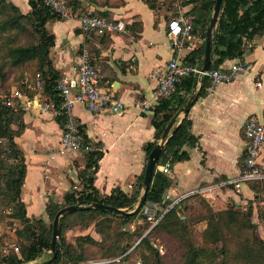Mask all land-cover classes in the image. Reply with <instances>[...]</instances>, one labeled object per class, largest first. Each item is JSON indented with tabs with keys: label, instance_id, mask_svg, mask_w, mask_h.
<instances>
[{
	"label": "crops",
	"instance_id": "obj_1",
	"mask_svg": "<svg viewBox=\"0 0 264 264\" xmlns=\"http://www.w3.org/2000/svg\"><path fill=\"white\" fill-rule=\"evenodd\" d=\"M79 1V8L71 10L69 20L51 21L46 26L55 37L51 59L59 78H73L82 53L88 50L101 71L102 88L109 89L123 105L119 114H93L83 105H77L74 113L91 150L103 155L94 184L98 194L109 198L118 190L132 196L146 169V146L156 139V73L172 57L168 38L171 20L167 17L171 11L150 5V0ZM10 2L23 14L31 11L29 0ZM190 8L180 7L183 12ZM84 11L97 15L107 12L111 20L131 26L132 30L128 34L85 35L79 27V14ZM201 44L199 38L196 48ZM236 62L246 63L249 71L211 93L206 88L205 95L198 98L188 114L191 134L197 139L194 146L184 148L188 159L164 164L170 166V173L165 175L172 180L165 194L168 206L241 173L246 159L244 124L250 116L264 112V36L256 38L243 58L227 60L221 68H230ZM257 83L262 86L257 87ZM44 98L36 93L18 106L24 111V129L16 143L24 154L27 169L21 198L31 218L42 216L50 201L62 204L67 195L81 191L77 184L86 166V153H61L62 127L53 113L42 110ZM148 104L152 105L150 110L145 109ZM179 122L178 119L171 132ZM259 162L264 169V149ZM222 197L226 203L230 198ZM234 202L237 207L247 206L243 210L253 209V221L264 238V181L245 185Z\"/></svg>",
	"mask_w": 264,
	"mask_h": 264
},
{
	"label": "trees",
	"instance_id": "obj_2",
	"mask_svg": "<svg viewBox=\"0 0 264 264\" xmlns=\"http://www.w3.org/2000/svg\"><path fill=\"white\" fill-rule=\"evenodd\" d=\"M216 1L185 0L182 5L183 7L192 6L190 12L195 26L194 35L202 40L201 46L192 50L184 58L185 64L202 66L204 62L206 33ZM66 2L72 10L79 8V0H66ZM29 5L31 11L28 14H23L12 2L0 0V13H2V17H0V43L3 41L2 44H4L7 40V52L2 59L5 61L2 69L7 66L20 68L33 64L35 71L41 76L44 87L41 91L35 90L32 93L26 91L24 94L32 98L36 93H41L43 97L49 98L56 107H59L61 97L56 87L60 78L51 59L55 37L46 26L51 21H63V19L46 6L45 0H29ZM99 14H101L99 16L111 19L107 12H100ZM127 28L132 30L131 26H127ZM31 30L36 34L37 40L30 45L18 46L16 38L19 35L16 32L28 33ZM263 36L264 0H225L213 34L210 70L221 69V65L227 60L243 58L248 47L256 38ZM3 51L0 49V54ZM195 86V78L184 80L175 94L161 101L156 107L153 117L156 139L146 146L147 157L156 147L166 128L177 118L180 110L187 105L189 98L195 92ZM206 88L207 83L204 82L199 98L205 95ZM4 95L0 92V155H3L8 163L4 160L0 161V198L13 206L11 218L20 221L22 224V229L17 230L16 235L23 243L20 247V256L12 254L9 257H4L0 260V264H31L42 257L44 249L50 251L53 225L47 230L42 219L36 220L29 217L27 207L22 201V187L27 169L24 154L18 147L16 138L24 129V111L18 107H9L7 105L9 98L4 99ZM57 122L62 126V119H57ZM191 128L192 122L187 115L179 126L174 128L175 132L162 152L158 165H164L168 162L173 164L188 159V152L184 151V148L194 146L197 143V139L191 134ZM80 134L85 143L90 145L81 127ZM85 153L86 166L81 175V191L67 195L65 203L60 204L53 200L48 203L46 210L52 221L61 209L73 205L89 206L91 203H100L119 209H127L133 208L139 202L145 172L138 180V191L134 195L129 196L117 190L112 197L104 198L98 194L94 187L99 162L103 155L96 150ZM171 186L172 180L167 175L159 171L155 172L146 204L153 202L162 208H166L168 203L165 202V194ZM235 207L236 210L227 212L213 213L210 210L209 225L205 232L206 246L196 247L186 238L187 253L183 264H264V238L259 233L258 225L253 221V209L243 210L241 207ZM176 209L177 207L169 211L163 218L164 220L156 227L159 232L173 233L175 230L185 228L184 222L176 216ZM70 216H76L80 220V227H87L90 224L88 218L91 216L119 218L124 223L132 222L138 216L145 219L140 215L124 216L93 209L68 214L60 222V242L57 244L56 257L54 259V255H52L43 264H82L86 261L84 253L71 255L64 247L65 241L62 234L65 220ZM170 226L172 229H169ZM224 229L240 238L237 249H232L228 245H224L220 249L209 247V245L217 246L223 242L226 238ZM172 235L175 238L178 236L177 234ZM244 236L247 238H243ZM81 240L89 244L99 243L92 237H81ZM141 243L155 255L156 250L149 240L143 239ZM158 260L159 257L156 256V261Z\"/></svg>",
	"mask_w": 264,
	"mask_h": 264
},
{
	"label": "built area",
	"instance_id": "obj_3",
	"mask_svg": "<svg viewBox=\"0 0 264 264\" xmlns=\"http://www.w3.org/2000/svg\"><path fill=\"white\" fill-rule=\"evenodd\" d=\"M45 4L54 13L60 15L62 19L71 17V10L66 0H45ZM79 27L85 35L98 34L105 36L129 33L126 24L93 13L80 17ZM194 29L192 16L182 14L170 21L168 38L172 49V57L164 69L156 73L158 80V86L154 93L156 103L170 98L186 79H196L199 75H202L204 82L207 83V90L211 93L220 85L234 83L241 75L249 71V66L243 62H236L230 68L209 69L205 73L202 72V67L199 65L185 64L183 60L186 55L184 53L194 50L199 41V38L194 35ZM101 82V71L95 64L90 52L85 50L80 57L76 76L73 78L62 76L57 82L56 90L61 97L59 107H56L49 98H44L45 104L42 110L53 113L56 119L60 118L63 121L61 126L63 131L60 143L61 153L91 151L90 145L85 143L80 134V124L74 113L77 105H83L93 114H100L104 111L115 114L123 112V105L113 98L109 89L102 88ZM256 85L260 88L262 83ZM43 87L42 81L37 79L35 89L41 91ZM12 99L18 107L24 99H28V96L20 91H15L12 94ZM14 103L10 101L7 105L15 107ZM151 106V104L145 105V109L150 110ZM244 136L246 139V159L241 173L235 178L199 189L188 195V197L196 194L200 195L207 200L214 212H227L234 210L236 206L235 197L240 195L245 185L264 181V169L259 162L264 149V112L261 115H252L246 120ZM157 171L169 174L170 166L158 165ZM225 195L232 197L233 200L228 198L226 203L222 197ZM188 197L185 196L181 199ZM169 211L170 209L162 210L159 204L153 202L147 203L143 207L144 218L149 222L156 221Z\"/></svg>",
	"mask_w": 264,
	"mask_h": 264
},
{
	"label": "rangeland",
	"instance_id": "obj_4",
	"mask_svg": "<svg viewBox=\"0 0 264 264\" xmlns=\"http://www.w3.org/2000/svg\"><path fill=\"white\" fill-rule=\"evenodd\" d=\"M7 1L10 2V0ZM184 1L185 0H150L149 4L158 8L164 7L166 11L170 10L171 12L167 17L169 20H172L180 17L182 14L192 16L190 10L183 12V10L180 9ZM69 9L72 10L71 7H69ZM86 14H88V12H81L79 18ZM0 17H2V13H0ZM70 18L71 17L65 18L63 21L69 20ZM16 33L19 35L16 38V44L18 46L30 45L37 40L33 30L28 33ZM2 42L0 43V49L4 51L0 54V92L2 95L7 94L4 95V99L9 98L7 103L10 101L14 103L12 94L15 91H20L23 94L26 91L28 93H32L35 90L37 92L40 91L35 89V85L37 79L41 80V76L37 74L33 64L20 68L7 66L2 69L5 63L2 59L7 52V40L4 44H2ZM14 105L16 107V103H14ZM1 160L7 162V159H5L3 155H0V161ZM79 182L80 183L77 185L81 188V179ZM190 198L191 200H189ZM190 198L181 199L173 205H167L166 208L160 206L161 209H170V211L177 207L175 210L176 216L184 222L185 228L175 230L173 233L159 232L156 229L169 212L154 222H149L147 219H142L139 216L129 223H124L122 219L114 217L103 218L91 216L88 218L90 224L87 227H80V220L77 219L76 216L67 217L62 234L65 241L64 247L71 255L84 253L86 261L82 264H183L184 257L187 253L186 238L196 247H205V232L209 225L210 210L215 213L204 197L196 194L192 195ZM137 205L131 209H135ZM243 208H247V206H241V209ZM234 210H236V207ZM12 213L13 206L0 198V260L12 254L20 256V247L23 241L17 237L16 232L22 229V224L20 221L11 218ZM142 214L143 210L137 215L142 216ZM34 217L35 216H33V218ZM35 219H42L47 230H49L50 226L54 223L48 215L47 210L44 211L42 216H38ZM216 220H218V218H216ZM169 229H172V227L170 226ZM172 234H177L178 236L175 238ZM224 234L226 238H224L223 242L219 243L217 246L209 245V247H217L220 249L224 245H228L232 249H237L239 247L240 238L227 229H224ZM81 237H92L99 243L89 244L81 240ZM243 238L247 237L244 236ZM143 239L150 241L153 248L156 250L155 255L141 243ZM59 242L60 231L57 244ZM51 256V252L44 249L42 257L31 264H43L47 262ZM156 256L159 257L158 261H156Z\"/></svg>",
	"mask_w": 264,
	"mask_h": 264
},
{
	"label": "water",
	"instance_id": "obj_5",
	"mask_svg": "<svg viewBox=\"0 0 264 264\" xmlns=\"http://www.w3.org/2000/svg\"><path fill=\"white\" fill-rule=\"evenodd\" d=\"M224 1L225 0H217L216 1L215 7H214V10H213L210 22H209V27H208L207 33H206L205 57H204V62L201 66L203 73L207 72L210 69V66L212 63L213 34H214V31L217 27V23L220 19V15L222 12V7L224 5ZM203 86H204V77L202 75H199L196 78L195 92L189 98L187 105L182 110H180L177 118H175L172 121V123L166 128L161 139L158 141L156 147L152 150V152L148 156L143 186L141 189L140 198H139V202H138L137 207L135 209H131V208L119 209V208H115V207L100 204V203H91L89 206L73 205V206H69V207H65V208L61 209L57 213V215L54 219V223H53V236H52V243H51L50 252L52 255H54V259L56 257L55 253L57 250V242H58V238H59V226H60V222H61L62 218L65 215L76 212V211L91 210V209L98 210V211H105V212L114 213V214H118V215H124V216L137 215L138 213L142 212L143 207L145 206V204L147 202L148 192L150 191L151 184L153 181V177L155 175L161 154L164 151L170 137L175 132V129L172 132H171V129L178 119L180 120V122H179V124H180L186 118V116L189 114L191 108L193 107V105L198 100L199 93H200ZM142 217H144V214H142Z\"/></svg>",
	"mask_w": 264,
	"mask_h": 264
}]
</instances>
